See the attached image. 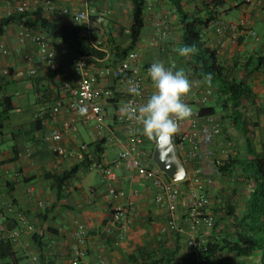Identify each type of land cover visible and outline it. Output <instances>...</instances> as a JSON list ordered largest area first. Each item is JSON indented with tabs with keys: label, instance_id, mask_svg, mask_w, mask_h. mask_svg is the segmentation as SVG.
I'll return each mask as SVG.
<instances>
[{
	"label": "crops",
	"instance_id": "1",
	"mask_svg": "<svg viewBox=\"0 0 264 264\" xmlns=\"http://www.w3.org/2000/svg\"><path fill=\"white\" fill-rule=\"evenodd\" d=\"M205 1L181 0V4L189 14L203 17ZM221 2L214 8L215 18L225 25L235 23L244 28H240L236 42L227 37L219 40L212 25L214 18L207 26H201L202 40L215 49L223 68L222 77L249 89L246 95L237 99L236 112L232 108L234 102L229 99L230 93H221L218 81L209 83L199 79L213 90L205 106L213 107L214 115L220 120L223 139L229 142L232 151L230 174L218 172L217 167L211 166L209 157L210 151L219 153L217 138L210 131L203 130L200 149L193 163L205 181L210 210L220 222L228 223L227 228L225 225L219 227L221 231L191 228L185 219L183 202L175 214L183 226V233L168 230V214L154 202V190L148 180L129 170L118 159L123 148L137 146L146 166L161 170L155 159L158 145L142 134V125L137 123L129 128L116 122L114 115L123 104L122 98L103 103L107 128L103 136L98 137L93 120H83L79 111L67 108V98L60 85L64 76L46 70L32 42L18 41L19 20H11L1 27L0 45L9 52L3 54L0 51V239L10 243L16 264H70L76 244V223L82 224L88 233L86 264H140L152 257L167 255L171 258L170 264H195L187 240L194 237L205 244L222 237L225 229L230 231L231 222L243 215L253 183L248 179L239 183L231 175L242 173L237 160H248L255 154L264 158V0ZM148 3L151 4L149 10L145 8ZM55 5L53 11L36 8L27 12L25 17L34 19L39 16L73 27L72 14L86 5L90 10L95 39L105 52L102 58L114 62L121 57L117 49L130 44L131 0H55ZM12 15L17 14L11 5L0 4V20ZM143 19L141 34L131 50L139 54L146 87L155 92L148 75L153 62L163 61L166 68L175 62L173 71L183 69L186 73L178 52L181 26L178 13L169 1L145 0ZM162 21L166 26L158 32L157 26ZM32 28L55 46L58 63L65 62L74 52L46 31ZM156 36L163 49L153 44L152 38ZM27 55L32 57L31 61L25 59ZM259 58L263 61L258 62ZM30 70L34 73L30 74ZM100 84L111 85L113 81L103 79ZM55 100H61L63 107L51 116L48 110ZM188 106L194 115L201 107L194 103ZM68 117L75 118L76 130L62 132L61 145L65 152L54 153L49 143L42 140V133L61 129L63 120ZM181 130H190L188 120L183 122ZM82 144L87 147L82 149ZM173 144L175 148L174 137ZM175 154L185 172H189L190 163L181 162L183 155L176 148ZM99 161L111 166L115 173L114 186L125 193L122 198L116 200L106 194L101 173L95 166ZM129 202L128 226L120 235L110 225L111 210L116 203ZM8 203L12 211L7 209ZM13 209L22 211L27 221L16 241L7 238L17 225ZM3 261L8 262L9 257ZM208 264H264V251L257 249L247 256H234L223 249L209 257Z\"/></svg>",
	"mask_w": 264,
	"mask_h": 264
},
{
	"label": "built area",
	"instance_id": "2",
	"mask_svg": "<svg viewBox=\"0 0 264 264\" xmlns=\"http://www.w3.org/2000/svg\"><path fill=\"white\" fill-rule=\"evenodd\" d=\"M166 2L168 0H159ZM247 2H260L261 0H245ZM0 4L11 5L16 14H22L40 8L44 12L55 10V0H0ZM85 7L72 14L73 27L78 29V34L84 38L92 47L100 49L94 35V26L90 21V10ZM146 9L151 8V4H146ZM66 12L67 10H63ZM213 29L219 40L227 37L231 42H236L240 33L241 25L230 23L225 25L220 19L213 20ZM164 21L158 24V32L165 28ZM243 32V31H242ZM253 34V32H252ZM17 39L20 43L29 40L36 48L38 57L44 64L46 70L50 73H59L64 76L61 81V88L65 92L67 108L77 110L86 108L83 120H93L95 132L98 137H102L106 131L105 111L103 103L113 100L117 97L122 98L123 104L131 102L134 105H141L147 102L148 98L154 93L145 85V70L140 64L139 54L136 50L128 51L124 57L111 62L107 57L98 58L93 55L79 54L73 52L72 55L63 63L57 62L56 48L46 37L38 30L30 26L20 24V31ZM152 42L156 46L163 47L159 38L153 37ZM101 50V49H100ZM0 51L7 54L9 50L0 45ZM28 61L32 60L30 55L25 56ZM151 66V65H150ZM175 62H171L169 68L174 69ZM29 73H34L30 70ZM187 75L192 84L190 92L182 96L181 99L186 104L194 103L198 106L206 104L213 93L208 85L201 83L193 74L192 69L187 70ZM77 76V77H76ZM111 79L113 84L101 85L100 80ZM138 86V94L128 91L131 87ZM122 104V105H123ZM63 107L61 100H55L48 114L51 116L60 112ZM120 109V108H119ZM119 109L115 112V120L119 124H125L129 128L137 123L134 119L121 118ZM41 114V113H40ZM39 114V116H40ZM43 115V114H42ZM188 120L190 130L183 131L181 126ZM179 132L174 136L175 148L182 153L181 162L190 163L191 170L185 172L182 180H172L163 171L146 166L141 156V151L137 146L125 147L118 153V159L124 162L129 170H134L148 180L154 190V202L162 206L168 214L166 228L175 233H183V226L175 218V214L181 202L185 204V219L191 228H202L211 231L217 221V216L210 210V198L206 191L205 181L201 176L198 167L194 166V160L197 158L200 144L202 142L203 130L210 131L217 138L219 153L221 154L216 163L222 164L223 159L227 157L226 146L229 142L223 139L220 120L214 114L198 115L193 114L190 118L178 121ZM76 120L74 117H68L63 120L61 129H54L42 133V140L49 143L50 149L57 154H63L65 148L61 145L63 131H75ZM139 142V141H138ZM136 145V143H134ZM87 146L82 144L81 148ZM95 166L101 173V181L105 186L106 194L116 200L122 198L125 193L122 189L114 186L115 173L110 165L99 161ZM179 182H182L180 184ZM131 202L127 204L116 203L111 210L110 225L115 227L122 235L127 229L129 222ZM7 209L12 211L10 203ZM14 217L17 221L16 228L7 234V238L16 241L20 237V229L27 224L26 217L22 211L14 210ZM2 226H0V231ZM76 244L74 245L70 264H86L87 254L86 243L88 233L84 226L76 223ZM187 244L194 254L195 264H208V259L204 252V244L194 237L187 240Z\"/></svg>",
	"mask_w": 264,
	"mask_h": 264
},
{
	"label": "trees",
	"instance_id": "3",
	"mask_svg": "<svg viewBox=\"0 0 264 264\" xmlns=\"http://www.w3.org/2000/svg\"><path fill=\"white\" fill-rule=\"evenodd\" d=\"M168 1L175 7L179 16L181 26L180 48L185 45H195L197 49V51L189 54L187 57H181L186 66V73L190 68L193 70V74L196 78L205 80L206 75L210 73L212 77L211 82L218 81V83L221 84V93H230L229 99L234 102L232 108L237 112V99L246 95L249 89L244 87L241 83L231 82L222 77L223 68L217 59L215 49L205 45L202 40L201 26H207L215 18L216 11L214 8L222 4L221 0H206L204 2L206 10L203 17L194 16L185 11L181 4V0ZM131 3L132 14L129 28L130 44L124 49H117L121 52L120 58L124 57L127 51L133 48L144 26L143 10L145 0H131ZM26 13L1 19L0 31L4 24L11 20L18 19L23 25L38 27L46 31L52 38L58 39L66 48L76 53L93 55L98 58L104 56V51L92 47L84 38L79 36L76 27L58 24L39 16L34 19H28L25 17ZM262 61L263 58L258 59V62ZM206 104L199 108V115L214 114L213 107L205 106ZM231 161L233 162L231 156H229L225 160L226 164L223 162L217 165L218 172L229 175L231 170L227 163ZM237 164L242 170V177L251 180L253 183V188L250 191V198L247 201L243 215L231 222L230 231L228 232L225 229L222 237L213 238L204 244V252L207 258L215 256L216 253L223 249L231 252L234 256H247L257 249H262L264 251V158L259 154H255L251 159L237 160ZM68 175L69 174H67V176ZM65 177L66 176H64V178ZM5 257H9L8 262L3 261ZM170 261L171 258L167 255L152 257L151 260L143 261L140 264H170ZM0 264H16V259L11 250L10 243L2 239H0ZM46 264L52 263L47 262Z\"/></svg>",
	"mask_w": 264,
	"mask_h": 264
},
{
	"label": "clouds",
	"instance_id": "4",
	"mask_svg": "<svg viewBox=\"0 0 264 264\" xmlns=\"http://www.w3.org/2000/svg\"><path fill=\"white\" fill-rule=\"evenodd\" d=\"M197 51L195 45H185L178 49L179 55L187 57ZM148 75L154 83L156 91L141 105L131 102L120 106L121 118L134 119L142 125L140 131L149 140L156 142L163 151L169 146L173 137L178 134V121L193 116V110L183 102L182 96L187 95L192 87L188 75L183 69L173 71L166 68L163 61H155L148 68ZM211 74L206 75L207 82H211ZM138 94V86L128 89ZM79 114H86V108H79ZM182 177V171L175 174L176 179Z\"/></svg>",
	"mask_w": 264,
	"mask_h": 264
},
{
	"label": "water",
	"instance_id": "5",
	"mask_svg": "<svg viewBox=\"0 0 264 264\" xmlns=\"http://www.w3.org/2000/svg\"><path fill=\"white\" fill-rule=\"evenodd\" d=\"M160 169L172 180H178L175 178V174L178 170L182 171V177L179 180H182L185 177V170L183 165L179 162L175 154V148L173 140L169 146L166 147V150H161L159 147L156 151L155 157Z\"/></svg>",
	"mask_w": 264,
	"mask_h": 264
},
{
	"label": "rangeland",
	"instance_id": "6",
	"mask_svg": "<svg viewBox=\"0 0 264 264\" xmlns=\"http://www.w3.org/2000/svg\"><path fill=\"white\" fill-rule=\"evenodd\" d=\"M209 141H211L212 142V140H209ZM227 148H226V150H227V157L225 158V159H223V162L226 164V162H225V160L230 156V154H231V152L232 151H230V148L228 147V146H226ZM211 155V156H210ZM210 155H209V157H211L210 158V161H211V166H213V167H216L218 164L216 163V160L218 159V157L221 155L220 153H214L213 151H212V153H211V151H210ZM220 158V157H219ZM227 165H228V167H229V169L231 168V162H229V163H227ZM243 175L242 174H235V175H231V178L233 179V180H236V181H238L239 183H244V181L246 180L245 178H243L242 177ZM226 179H228V178H226ZM222 225H225V228H227L226 226H228V223H224V222H220V218L219 217H217V221H216V224H215V226H214V228L213 229H216V230H220L219 229V227L220 226H222ZM213 231V230H212Z\"/></svg>",
	"mask_w": 264,
	"mask_h": 264
}]
</instances>
